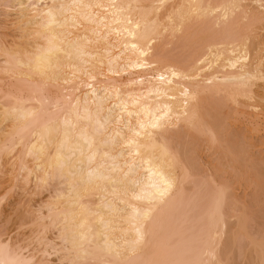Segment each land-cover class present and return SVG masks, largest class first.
I'll return each instance as SVG.
<instances>
[{"label":"bare ground","instance_id":"obj_1","mask_svg":"<svg viewBox=\"0 0 264 264\" xmlns=\"http://www.w3.org/2000/svg\"><path fill=\"white\" fill-rule=\"evenodd\" d=\"M0 7V209L17 182L50 192L24 212L36 252L6 226L20 203L3 217L0 264H237L242 236V264H264L263 231L223 210V158L210 172L198 153L222 156L229 119L264 133V0ZM236 148L223 157L241 167Z\"/></svg>","mask_w":264,"mask_h":264},{"label":"rangeland","instance_id":"obj_2","mask_svg":"<svg viewBox=\"0 0 264 264\" xmlns=\"http://www.w3.org/2000/svg\"><path fill=\"white\" fill-rule=\"evenodd\" d=\"M8 13V11H6V10H3V7H0V28L1 27H3L4 26V24H6V22H4L5 21V19H6V17L8 16V15H6ZM3 19V20H2ZM10 19V18H9ZM2 22V23H1ZM4 22V23H3ZM3 24V25H2ZM6 26H8V24H6ZM5 28L3 27L2 28V33H0V34H7V31H8V34H10L11 32V30L9 29L8 30V28L7 29H5ZM0 32H1V29H0ZM5 32V33H4ZM10 32V33H9ZM262 113H263V115H262ZM261 113V116H263V119H264V111ZM261 116H259L260 118V120L258 121L259 122V125L260 124H262V125H264V120H262V118H261ZM233 122H232V121ZM229 119L227 122H229L230 124H229V126L230 127H228L227 129V131H229L230 133H228L227 134V136H226V139L224 138V141H222V145H223V147L222 148H220L219 149V151L221 152V150H222V156H219L218 154L216 155V153H214L215 151L213 150H211V151H208V152H206L205 150L204 151H202V153H200V152H198L199 153V156H201V159H200V162H202L203 164L202 165H204V167H205V165L206 166H208V168L209 169H207V167H205L207 170H209L210 172H213L214 171V169L216 168V167H218L220 164L219 163H217V162H220L221 163V165L219 166L220 168L219 169H221V167L223 168L222 169V173H220V172H218L220 175H222V180L220 181V182H223L224 183V181L226 182V184L227 183H229V184H227V190H226V196L227 197H229V199L230 200H228V199H226L227 201H228V203L226 204V206H225V209H224V207H223V210H224V212H225V210H226V212H228V214L226 213V215H228L229 216V214H230V216L229 217H231V216H233V217H237V218H239V216H245V217H243L244 219H246L245 220V222H246V227H245V229H246V233H247V231H248V233L250 232V234L252 235V237L253 238H259V236L261 235V232L263 231V233H262V235L263 236H260V238H259V240H262L261 239V237H264V133L263 132H253L252 131V129H249V128H252L253 126L252 125H250L249 126V128H248V126L247 125H245V123H243V119L241 118V120H235V119ZM235 120V121H234ZM262 121H263V123H262ZM235 122V123H234ZM238 122H240V125H239V123ZM257 122V121H256ZM261 122V123H260ZM234 125H236V126H234ZM239 125V126H238ZM242 125V126H241ZM243 126L244 127H246L247 126V130H246V128H244L245 130H243ZM252 126V127H251ZM242 128V130H241V128ZM264 127V126H263ZM229 128H230V130H229ZM232 128H234V130L232 131ZM239 129V130H238ZM249 130H251V133L249 132ZM227 133V132H226ZM238 135V136H237ZM234 137V138H232V137ZM237 136V137H236ZM241 137V139L239 140V138ZM231 138H232V140H231ZM245 138V139H244ZM228 139V140H227ZM235 139H238L237 141L235 140ZM242 139H243V143L242 142H240V141H242ZM230 140V141H229ZM234 141H236V142H234ZM228 142H229V144L231 145V146H229L228 145ZM235 144H234V143ZM233 143V144H232ZM247 145V147L246 146H244L245 144ZM227 144V145H226ZM239 144V146L241 145V144H243L242 146H243V148L242 149H245V151H243V153L245 154V157L247 156V154L246 153H248L249 155V157L247 158L248 160H246L245 161V157H244V155H243V157H242V153H241V155H239L240 153H237V152H242V150L241 149H238V148H241L242 146H240V147H238L237 145ZM249 144V145H248ZM226 145V146H225ZM236 145V146H235ZM225 146V147H224ZM226 147H231L229 150L231 151V150H233V147H237L236 149H234V151L235 152H233V153H237L238 155H237V157H239V158H243L244 159V161H245V163L242 165L241 164V167H240V165L238 166V163L240 164V162H237L236 161V159H235V157H234V155L233 154H230L229 153V158L231 157V159H229V158H224L228 153L227 152H229V150H228V148H226ZM226 148V155L224 156L223 155V151H224V149ZM236 150H237V152H236ZM206 153V155H205V153ZM211 152V153H210ZM213 152V153H212ZM232 153V152H231ZM209 154H211L212 156H209ZM224 154H225V152H224ZM204 155H205V157H204ZM231 155V156H230ZM217 156V157H216ZM224 156V157H223ZM252 158H251V157ZM207 157V158H206ZM211 157V158H210ZM219 157V158H218ZM220 157H222L223 159L222 160H220L221 158ZM227 157V156H226ZM217 158V159H216ZM235 160H234V159ZM210 160L211 159V164H212V161L213 160H217V162H215V164L213 165H211V164H208V163H210L209 161H206V163H205V160ZM213 159V160H212ZM228 159L229 160H231V161H229L228 162ZM232 159H233V161H232ZM243 159H241L242 160V162H243ZM251 159L252 160H254V164H252V163H249V161L250 162H252L251 161ZM220 160V161H219ZM238 161H240V160H238ZM208 162V163H207ZM233 164H232V163ZM205 163V164H204ZM218 165H217V164ZM236 163H237V165H236ZM256 163V164H255ZM237 167H236V166ZM251 165H252V167H251ZM209 166H211V167H209ZM212 166H215V167H212ZM243 166V167H242ZM246 166V167H245ZM6 167H8V166H6ZM2 168L1 170H3V172H4V170L6 171L8 168ZM228 167H229V169H228ZM230 167H231V170H233V171H231L230 170ZM248 167H249V169H248ZM253 168V170L251 171V168ZM210 168H212V169H210ZM234 168H235V170H234ZM237 168V169H236ZM227 169H228V171H227ZM246 169L247 170H249L247 173H248V175H247V173H244V171L246 172ZM1 170H0V177H1ZM212 170V171H211ZM218 170V168L216 169V171ZM208 171V172H209ZM214 172L215 174H216V179H218V177L220 176L217 172ZM219 171V170H218ZM225 171V172H224ZM227 171V172H226ZM251 171V172H250ZM209 172V173H210ZM253 172V174H251ZM6 174H7V171L5 172ZM249 173H250V175H249ZM256 175H255V174ZM242 174H243V176H242ZM4 175V180L3 181H5L6 180V182L5 183H1L0 185H2V184H4V186L2 185V186H0V187H4V190H5V188H7V184H8V182H9V177H8V182H7V175H5V174H3ZM246 175V177L247 178H245L244 176ZM252 175H255V176H252ZM6 176V177H5ZM242 176V177H241ZM252 177V178H251ZM256 177V178H255ZM2 178V177H1ZM2 178V179H3ZM6 178V179H5ZM219 178H221V176L219 177ZM243 178V179H242ZM247 179H249V181L247 180ZM254 180V181H253ZM0 181H1V179H0ZM219 181V180H218ZM253 181V182H252ZM248 183H250V184H248ZM251 183H252V185H251ZM9 184H10V182H9ZM21 182H17V185H16V188H19L20 186H21ZM225 185V184H224ZM9 187V186H8ZM22 187H23V185H22ZM28 187V188H27ZM26 188V190H28V191H26L27 192V194H23V192H25V190L23 191V188H21L22 190V192L18 189H14L13 190V192H10V193H12V194H8L5 198L6 199H4V201H3V203H2V205H1V207H2V209H0L1 211V213H0V221H1V223H0V229L1 230H4L6 227L3 225L4 224V220H6V219H8V217H10L9 219H11L12 218V213H15V211H16V214H14V216H15V218L17 219L18 217H16L17 216V214H18V210H19V212L21 213V211H22V213L23 214H18V215H20V221H18L19 223L17 224V225H15V228H14V226L12 227L11 225H12V223H11V225H10V222H9V224H7L6 226H8V228L10 229H14V231H11V229L9 230V232L11 231V233H13V235H12V237H14V238H18V239H20V237H21V240H24V244L26 243L27 244V241H28V244L27 245H29V247H30V249L32 250L33 248H35V249H33V251H35V250H39L40 248H39V246L38 247H36L37 246V244H36V242H34V237H33V234H32V232H34V230H35V227H33V228H31L30 229V226L28 225L29 224V222H31V221H29V222H27L29 219L28 218H30V220L32 219V217H31V213H28L27 211H31L32 209H34L35 207H37L38 205H40V203L38 204V201H40L41 202V200L44 198V197H48L49 196V193L48 192H46V190H44V192H41V191H38L37 190V192H38V194L37 193H35L34 192V190L35 189H33L32 187L30 188V186H27ZM8 189V188H7ZM25 189V188H24ZM30 189H32V190H30ZM0 190L2 191V192H4V190L3 189H1L0 188ZM17 190V191H16ZM48 190V189H47ZM51 189H49V191H50ZM15 191V192H14ZM30 191H33V193H35V195L34 196H36V197H34V196H32L31 198H30ZM43 191V190H42ZM21 193V194H20ZM33 193H31L32 195H33ZM42 193H44V194H42ZM229 193V194H228ZM9 196V197H8ZM21 197V198H20ZM226 197V198H227ZM40 198V199H39ZM232 198V199H231ZM45 199V198H44ZM17 200H18V202H17ZM21 202H20V201ZM26 200V201H25ZM46 200V199H45ZM43 201V200H42ZM226 201V202H227ZM238 203H237V202ZM24 202V203H23ZM32 202V203H31ZM230 202V203H229ZM13 203H20V204H18L20 207H18V205H17V208L16 209H18V210H16L15 209V205L16 204H13ZM35 203V204H34ZM4 204V205H3ZM22 204H23V207H22ZM35 205V207L33 208V206L31 207L32 209H30L29 208V210H27L28 209V205ZM38 204V205H37ZM12 205L13 206H15L14 207V210H13V207H12ZM25 205V206H24ZM233 205V206H232ZM26 206H28V207H26ZM6 207V208H5ZM14 211V212H12V211H9V210H11L10 208ZM228 207V208H227ZM235 207V208H234ZM239 210H238V209ZM4 209V210H3ZM232 209H234V210H232ZM21 210V211H20ZM232 210V211H231ZM235 210H236V213H235ZM238 210V211H237ZM8 211V212H7ZM229 211H230V213H229ZM9 212H11V213H9ZM24 212H25V214L26 213H28V214H26V215H30V217L29 216H27L28 218H26V216L24 215ZM32 212V211H31ZM9 213V214H8ZM236 214V215H235ZM243 214V215H242ZM245 214V215H244ZM7 215V216H6ZM12 215V216H11ZM23 216H25L24 218H23ZM227 216V217H228ZM3 217H6V219H4ZM23 219H22V218ZM240 217V218H241ZM4 219V220H3ZM16 219H14V217H13V220H15V222H16ZM12 220V221H13ZM18 220V219H17ZM26 220V221H25ZM9 221H11V220H9ZM11 221V222H12ZM22 221V223H23V225H24V228H22V224H20V222ZM14 222V221H13ZM25 223L28 225V227H26L25 228ZM32 223V222H31ZM30 223V224H31ZM18 225H20V227H19V230H18ZM32 225V224H31ZM11 226V227H10ZM33 226V225H32ZM17 228V229H16ZM22 228V229H21ZM247 228H248V230H247ZM34 229V230H33ZM16 230H18V231H16ZM15 232V233H14ZM27 233V234H26ZM51 233H52V231H51ZM51 233H49L48 235L50 236L49 238H51L52 236H51ZM245 234V235H248V237H250L251 235L250 234ZM256 233H257V235H256ZM17 234V235H16ZM22 234V235H21ZM25 234V236H23ZM30 234H32L31 236H30ZM53 234H54V232H53ZM52 234V235H53ZM15 235H16V237H15ZM34 236H35V234H34ZM54 236V235H53ZM30 237H31V240H32V237H33V241L31 242L29 239H30ZM55 237V236H54ZM53 237V238H54ZM246 237V236H245ZM245 237L244 236H242L241 237V240H239L238 239V241L241 243H238V241H237V243L239 244H237V246H238V248L239 249H241V250H238L237 249V247H235L234 248V250H233V257L234 256H242V254H245V252L247 251V250H249L250 248H251V243H250V241H248V237L246 238L247 240H245ZM25 238V239H24ZM27 238H28V240H27ZM251 238V237H250ZM252 238V239H253ZM254 239V240H255ZM27 240V241H26ZM264 240V239H263ZM26 241V242H25ZM30 241V242H29ZM247 241H248V244H247ZM257 241H258V239H257ZM246 243V244H245ZM34 244H35V246H34ZM26 245V246H27ZM245 245V246H244ZM244 247H245V249L246 250H244ZM243 249V250H242ZM235 251V252H234ZM36 252V251H35ZM238 252V253H237ZM239 252H244V253H239ZM238 257V258H240V259H238L237 257H234V259H236L237 258V260L236 261H233V263H243L246 259H245V257H244V259L242 260L241 259V257ZM56 257H53L52 259H53V261H54V259H55ZM53 264H58V262L57 261H54V263Z\"/></svg>","mask_w":264,"mask_h":264}]
</instances>
